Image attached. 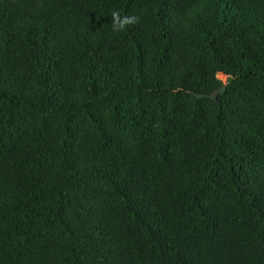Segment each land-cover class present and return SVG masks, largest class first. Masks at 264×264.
<instances>
[{
  "label": "trees",
  "instance_id": "obj_1",
  "mask_svg": "<svg viewBox=\"0 0 264 264\" xmlns=\"http://www.w3.org/2000/svg\"><path fill=\"white\" fill-rule=\"evenodd\" d=\"M0 264H264V0H0Z\"/></svg>",
  "mask_w": 264,
  "mask_h": 264
},
{
  "label": "clouds",
  "instance_id": "obj_2",
  "mask_svg": "<svg viewBox=\"0 0 264 264\" xmlns=\"http://www.w3.org/2000/svg\"><path fill=\"white\" fill-rule=\"evenodd\" d=\"M139 17L137 16H121L118 12L113 11L112 13V27L114 31H122L125 29L126 25L135 23ZM217 78L224 80V77L217 73Z\"/></svg>",
  "mask_w": 264,
  "mask_h": 264
},
{
  "label": "water",
  "instance_id": "obj_3",
  "mask_svg": "<svg viewBox=\"0 0 264 264\" xmlns=\"http://www.w3.org/2000/svg\"><path fill=\"white\" fill-rule=\"evenodd\" d=\"M226 84H227V83H225L221 88L217 89V90H216L214 93H212V94H196V95H197L198 97H200V98H201V97H210V98H213V99L217 100L219 94L225 91V89H226Z\"/></svg>",
  "mask_w": 264,
  "mask_h": 264
},
{
  "label": "rangeland",
  "instance_id": "obj_4",
  "mask_svg": "<svg viewBox=\"0 0 264 264\" xmlns=\"http://www.w3.org/2000/svg\"><path fill=\"white\" fill-rule=\"evenodd\" d=\"M223 77H224V82H227L228 81V75L224 74V73H220Z\"/></svg>",
  "mask_w": 264,
  "mask_h": 264
}]
</instances>
